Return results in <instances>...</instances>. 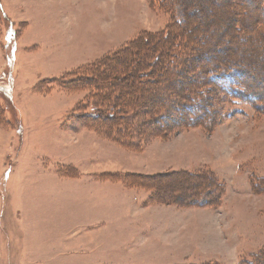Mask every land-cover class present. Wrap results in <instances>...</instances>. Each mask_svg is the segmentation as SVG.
Listing matches in <instances>:
<instances>
[{
  "label": "rangeland",
  "instance_id": "rangeland-1",
  "mask_svg": "<svg viewBox=\"0 0 264 264\" xmlns=\"http://www.w3.org/2000/svg\"><path fill=\"white\" fill-rule=\"evenodd\" d=\"M0 1V264H241L264 252V112L222 94L213 127L142 111L129 138L81 118L101 104L89 67L171 24L158 1ZM246 7L234 13L247 17ZM223 23L201 38L264 71V30L240 51L219 40ZM208 171L221 184L217 205L176 203L193 193L184 176Z\"/></svg>",
  "mask_w": 264,
  "mask_h": 264
},
{
  "label": "trees",
  "instance_id": "trees-1",
  "mask_svg": "<svg viewBox=\"0 0 264 264\" xmlns=\"http://www.w3.org/2000/svg\"><path fill=\"white\" fill-rule=\"evenodd\" d=\"M153 1H158L160 7L172 16L171 24L163 32L141 35L89 67L92 74L87 76V85L93 84L100 90L98 99L101 104L82 115L84 122L88 126L100 124L105 129H115L127 138L131 136L134 117L142 111L153 117L163 114L161 120H156L158 124L178 118L185 127L199 125L210 128L220 117L218 108L223 100L222 94L230 103H247L256 112H264V71L257 72L255 76L247 57L239 59L236 54L223 55L219 50L220 41L206 42L201 38L214 24L231 22L224 31L217 32L219 40L226 38V48H238L240 51L243 45L252 48L253 28L257 35L264 30V0H230L225 10H221L215 0H208L215 4L211 5L217 10V16L215 13L213 18L207 15L208 10L199 0ZM238 3L249 6L245 9L247 17L243 13H234ZM0 12L8 20L1 1ZM199 18L205 21L206 27H202ZM7 38L9 43L12 37L8 34ZM201 42H204L203 46ZM14 48L15 42L12 57ZM211 49L215 52H210ZM251 52L258 53L256 49ZM206 53L208 59H205ZM187 62L188 66L185 65ZM186 76L190 77L189 82L171 86V81H179ZM173 90L179 93L186 90V98L170 96ZM184 178L189 181L188 188L193 189V193L190 197L186 196L187 192L176 194V203L194 207L217 205L220 193L216 197L213 194L222 189L212 171L189 173ZM254 184L257 183H253V187ZM241 264H264V252Z\"/></svg>",
  "mask_w": 264,
  "mask_h": 264
},
{
  "label": "crops",
  "instance_id": "crops-1",
  "mask_svg": "<svg viewBox=\"0 0 264 264\" xmlns=\"http://www.w3.org/2000/svg\"><path fill=\"white\" fill-rule=\"evenodd\" d=\"M134 208L135 209H138V207H134ZM131 210H132V208L131 209L130 208H126V210L124 209V212L130 214L131 213ZM94 217L95 216L91 213L90 217L87 219V221H85L86 226H87L86 228H88V227L89 228L95 227V225H92V224H95L98 221V219H94ZM222 219H224V217ZM140 232L142 234H145L146 236L149 237L150 245H151V247H150V254H151V256H153L152 239H153L154 236H152L151 230L150 229H145V231L144 230L143 231L141 230ZM130 238H131V236H126L125 238H123L124 239V244H127V241L128 240H131ZM237 260H238V257H237ZM226 263L227 264H232V262H229V261H226Z\"/></svg>",
  "mask_w": 264,
  "mask_h": 264
}]
</instances>
